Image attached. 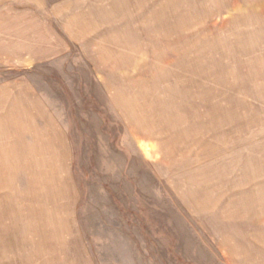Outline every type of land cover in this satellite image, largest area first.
I'll return each mask as SVG.
<instances>
[{
  "label": "rangeland",
  "instance_id": "374dc122",
  "mask_svg": "<svg viewBox=\"0 0 264 264\" xmlns=\"http://www.w3.org/2000/svg\"><path fill=\"white\" fill-rule=\"evenodd\" d=\"M0 264H264V0H0Z\"/></svg>",
  "mask_w": 264,
  "mask_h": 264
},
{
  "label": "crops",
  "instance_id": "0c3cea01",
  "mask_svg": "<svg viewBox=\"0 0 264 264\" xmlns=\"http://www.w3.org/2000/svg\"><path fill=\"white\" fill-rule=\"evenodd\" d=\"M34 103H35V101H34ZM38 103H39V102H38ZM38 103H37V104H38ZM38 110H39V107H38ZM38 110H37V111H38ZM39 111H40V110H39ZM43 112H44V111L42 110L41 113H43Z\"/></svg>",
  "mask_w": 264,
  "mask_h": 264
}]
</instances>
